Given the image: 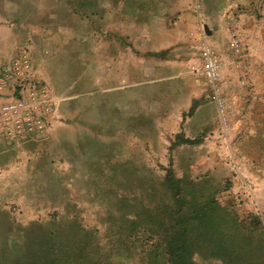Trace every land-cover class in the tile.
I'll list each match as a JSON object with an SVG mask.
<instances>
[{"label":"crops","instance_id":"0c3cea01","mask_svg":"<svg viewBox=\"0 0 264 264\" xmlns=\"http://www.w3.org/2000/svg\"><path fill=\"white\" fill-rule=\"evenodd\" d=\"M190 2L5 0L0 62L10 68L27 54L28 77L46 82L56 101L47 138L0 142V244L1 225L9 221L12 236L18 217H78L77 204L95 195L110 192L99 198L109 204L134 182L150 187L176 170L180 148L221 153V90L232 92L236 57L250 45L240 38V52L231 51ZM235 11L241 37L245 15ZM201 24L225 62L219 87L202 72Z\"/></svg>","mask_w":264,"mask_h":264},{"label":"rangeland","instance_id":"374dc122","mask_svg":"<svg viewBox=\"0 0 264 264\" xmlns=\"http://www.w3.org/2000/svg\"><path fill=\"white\" fill-rule=\"evenodd\" d=\"M190 1L197 5L199 21L227 34L231 51L233 46L240 52L242 38L249 41L244 47L250 45L242 57L252 53L244 60L236 57L241 64L232 92L221 90V153L202 156L195 148H180L174 174L189 183L178 192H162L158 178L148 188L134 182L109 204L99 198L111 197L110 192L78 203L76 222L89 236L67 234L73 219H46L42 225L26 217L14 220L17 231L10 236L8 221L1 225L2 261L14 262L24 253L25 261L35 264H264V0ZM232 5L235 16L245 15L241 37L232 26ZM200 30L213 46L202 24ZM213 47L219 87L225 62ZM57 230L60 235L45 233Z\"/></svg>","mask_w":264,"mask_h":264},{"label":"built area","instance_id":"2783aa9c","mask_svg":"<svg viewBox=\"0 0 264 264\" xmlns=\"http://www.w3.org/2000/svg\"><path fill=\"white\" fill-rule=\"evenodd\" d=\"M199 34L202 72L216 86L218 54L205 39L204 30H200ZM29 66L30 59L25 53L15 59L10 68L0 63V142L13 144L31 137L42 138L52 126L51 114L56 98L46 82L28 77L31 72ZM219 106L222 113L224 105L221 97Z\"/></svg>","mask_w":264,"mask_h":264},{"label":"trees","instance_id":"16d2710c","mask_svg":"<svg viewBox=\"0 0 264 264\" xmlns=\"http://www.w3.org/2000/svg\"><path fill=\"white\" fill-rule=\"evenodd\" d=\"M175 171L173 170H168L166 172V175L164 176V178H162V181L161 183H159V186L156 185V187H161L162 188V192H167L169 191L170 193H173L174 191H177L179 189H181L183 186L185 185H188L189 181L188 180H185L180 178V177H177L175 174H174ZM125 201H128V200H125ZM124 201V202H125ZM123 216V215H122ZM126 216V215H125ZM66 219H73L71 220L73 223L70 227L73 228V230H70L68 231L67 234H70V235H73V234H79V232L83 235H86V236H89L90 234L92 233H89L87 231L86 228H82V226L76 222V220L78 219V217H73V218H61L59 220H66ZM53 220L55 221V219L53 218ZM35 224V223H34ZM36 224H42L44 225L43 223H36ZM69 225V224H68ZM82 229V230H81ZM56 232V233H54ZM46 234H50V236H56L57 234L60 235L59 231H50L49 233H47L45 231ZM0 250H1V247H0ZM22 252V251H20ZM27 252V250L25 251ZM23 256H21L20 258H17L16 260H14V262H5V261H2V254L0 252V264H35L34 261H25V258H23L25 256L24 253H22Z\"/></svg>","mask_w":264,"mask_h":264},{"label":"water","instance_id":"95a60500","mask_svg":"<svg viewBox=\"0 0 264 264\" xmlns=\"http://www.w3.org/2000/svg\"><path fill=\"white\" fill-rule=\"evenodd\" d=\"M205 31H206L207 34H209V31L207 30V27H205Z\"/></svg>","mask_w":264,"mask_h":264}]
</instances>
